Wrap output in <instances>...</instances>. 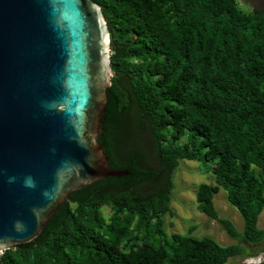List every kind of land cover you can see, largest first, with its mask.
<instances>
[{
    "label": "trees",
    "instance_id": "16d2710c",
    "mask_svg": "<svg viewBox=\"0 0 264 264\" xmlns=\"http://www.w3.org/2000/svg\"><path fill=\"white\" fill-rule=\"evenodd\" d=\"M111 43V85L99 141L127 170L71 192L30 242L0 264H226L241 241H264V10L236 0H93ZM186 140L181 142L182 138ZM182 160L214 176L196 207L237 243L164 231ZM225 190L242 219L220 217ZM109 206L111 214L101 213Z\"/></svg>",
    "mask_w": 264,
    "mask_h": 264
},
{
    "label": "water",
    "instance_id": "95a60500",
    "mask_svg": "<svg viewBox=\"0 0 264 264\" xmlns=\"http://www.w3.org/2000/svg\"><path fill=\"white\" fill-rule=\"evenodd\" d=\"M110 31L93 0H0V254L33 241L71 192L127 170L99 141Z\"/></svg>",
    "mask_w": 264,
    "mask_h": 264
},
{
    "label": "rangeland",
    "instance_id": "374dc122",
    "mask_svg": "<svg viewBox=\"0 0 264 264\" xmlns=\"http://www.w3.org/2000/svg\"><path fill=\"white\" fill-rule=\"evenodd\" d=\"M253 9L264 10V0H239ZM183 137L181 142L185 141ZM172 200L173 215L164 216V231L167 235L181 233L188 235L189 227H194L192 236H210L222 245L237 243V239L231 238L221 225L214 219L200 212L196 207L195 193L201 182L214 183V176L200 163L194 160H182L172 175ZM214 206L220 217L230 219L239 232L243 228V219L239 211L233 207L226 198V192L220 189L214 196ZM101 213L107 219L111 214L109 206H103ZM257 226L264 227V210L258 217ZM242 256L231 257L226 264H247L248 259L252 263L264 264V241L258 244H249L241 241Z\"/></svg>",
    "mask_w": 264,
    "mask_h": 264
},
{
    "label": "flooded vegetation",
    "instance_id": "af4514ba",
    "mask_svg": "<svg viewBox=\"0 0 264 264\" xmlns=\"http://www.w3.org/2000/svg\"><path fill=\"white\" fill-rule=\"evenodd\" d=\"M236 2L238 3V5H240V6L244 7V8H247V9H250V10H260V9H253V7H250L249 5L244 4V3H242V2L239 1V0H236ZM102 131H103V130H102Z\"/></svg>",
    "mask_w": 264,
    "mask_h": 264
},
{
    "label": "built area",
    "instance_id": "2783aa9c",
    "mask_svg": "<svg viewBox=\"0 0 264 264\" xmlns=\"http://www.w3.org/2000/svg\"><path fill=\"white\" fill-rule=\"evenodd\" d=\"M247 262H248L247 264H250L253 261H252V259H248Z\"/></svg>",
    "mask_w": 264,
    "mask_h": 264
},
{
    "label": "clouds",
    "instance_id": "9594fccd",
    "mask_svg": "<svg viewBox=\"0 0 264 264\" xmlns=\"http://www.w3.org/2000/svg\"><path fill=\"white\" fill-rule=\"evenodd\" d=\"M250 264H255V263H252V262H251Z\"/></svg>",
    "mask_w": 264,
    "mask_h": 264
}]
</instances>
